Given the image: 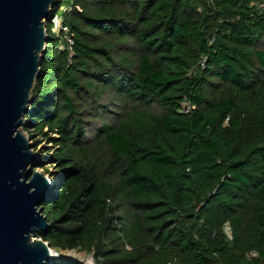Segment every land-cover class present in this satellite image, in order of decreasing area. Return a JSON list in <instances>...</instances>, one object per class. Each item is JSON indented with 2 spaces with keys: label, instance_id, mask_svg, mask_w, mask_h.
Segmentation results:
<instances>
[{
  "label": "trees",
  "instance_id": "obj_1",
  "mask_svg": "<svg viewBox=\"0 0 264 264\" xmlns=\"http://www.w3.org/2000/svg\"><path fill=\"white\" fill-rule=\"evenodd\" d=\"M52 15L73 43L48 21L26 114L55 147L34 161L56 166L43 240L95 264H264V0H55ZM109 94L130 111L111 116Z\"/></svg>",
  "mask_w": 264,
  "mask_h": 264
},
{
  "label": "water",
  "instance_id": "obj_2",
  "mask_svg": "<svg viewBox=\"0 0 264 264\" xmlns=\"http://www.w3.org/2000/svg\"><path fill=\"white\" fill-rule=\"evenodd\" d=\"M55 0H0V264H46L61 255L43 240L53 180L33 170L20 127L40 74ZM41 206V207H40Z\"/></svg>",
  "mask_w": 264,
  "mask_h": 264
},
{
  "label": "rangeland",
  "instance_id": "obj_3",
  "mask_svg": "<svg viewBox=\"0 0 264 264\" xmlns=\"http://www.w3.org/2000/svg\"><path fill=\"white\" fill-rule=\"evenodd\" d=\"M53 28H54V24H51V32L53 33ZM106 101H111L114 104L110 105L109 108V114H111V116H123L124 112H129L130 111V106L126 105L124 103V106H120L123 104H120L119 99H117L116 97H114L113 95L109 94L106 98H104ZM185 109L189 110V106L188 104H185ZM26 122L20 127V130L22 131V133L29 138V142L32 145V149L34 150V148H37L36 151V155L37 158L42 157L45 153H52V151L55 149L53 142H50L48 139H46L45 135H42L40 133H34L33 132V126L34 124L31 123V120L26 117ZM49 128H45V131L47 133V135L49 134L51 137H57L58 133L56 132H51L50 130H48ZM45 164L42 167H34L33 170H38L40 171L43 175L48 176L49 178H51L53 180V185L55 182V176H56V166H52V164L47 163L48 161H44ZM34 166V163H33ZM41 168V169H40ZM128 248H130L129 246H127ZM61 255L59 256H55L52 259H61V258H72V259H77L83 262H86L88 264H95V259L93 256L92 252H88V251H83L80 250L79 248L77 249H66V250H62V249H56Z\"/></svg>",
  "mask_w": 264,
  "mask_h": 264
},
{
  "label": "built area",
  "instance_id": "obj_4",
  "mask_svg": "<svg viewBox=\"0 0 264 264\" xmlns=\"http://www.w3.org/2000/svg\"><path fill=\"white\" fill-rule=\"evenodd\" d=\"M51 22L54 24L53 32L56 33V34H59V33L62 32L63 33V36L66 37V39L69 40L71 42V44H72L73 42L68 37L69 28H68L67 25H65L63 23L62 18L59 15H52ZM59 46L61 48L62 47L64 48V44H63V41L62 40H61V43H60ZM224 229H225V232H226L228 238L229 239H232L230 226L229 225H225ZM248 256L249 257H256V256H258V253L256 251H252V252H250L248 254Z\"/></svg>",
  "mask_w": 264,
  "mask_h": 264
},
{
  "label": "bare ground",
  "instance_id": "obj_5",
  "mask_svg": "<svg viewBox=\"0 0 264 264\" xmlns=\"http://www.w3.org/2000/svg\"><path fill=\"white\" fill-rule=\"evenodd\" d=\"M41 169V168H40Z\"/></svg>",
  "mask_w": 264,
  "mask_h": 264
}]
</instances>
